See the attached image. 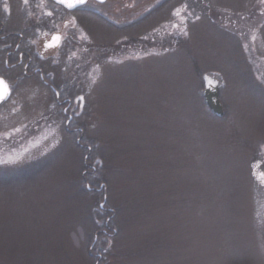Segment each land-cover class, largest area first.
I'll return each instance as SVG.
<instances>
[{"label": "rangeland", "instance_id": "374dc122", "mask_svg": "<svg viewBox=\"0 0 264 264\" xmlns=\"http://www.w3.org/2000/svg\"><path fill=\"white\" fill-rule=\"evenodd\" d=\"M87 7L53 77L88 148L34 80L0 107V264H264V0Z\"/></svg>", "mask_w": 264, "mask_h": 264}, {"label": "flooded vegetation", "instance_id": "af4514ba", "mask_svg": "<svg viewBox=\"0 0 264 264\" xmlns=\"http://www.w3.org/2000/svg\"><path fill=\"white\" fill-rule=\"evenodd\" d=\"M107 1L87 0L83 5L71 10L65 5L59 4L57 0H28V3H25L24 0H0V77H3L9 84L12 89L11 95L21 85L20 83L29 80H34L39 84L37 88L39 92L44 89L45 93L53 94L56 105L62 107L64 114L67 115V132L70 135L78 134L77 143L86 149L88 146L82 145V129L69 127L79 116L73 112L75 111L72 108L74 101L64 96L59 86L54 84L53 61L56 58L54 51H58L67 40L69 29L72 27L69 25L70 15L74 21L75 15L80 12L95 14L97 11L90 10L87 5L90 3L102 5ZM5 5L8 6L7 11ZM97 14L100 16V13ZM55 35L61 38L58 42L52 40ZM48 43H54L56 46L46 48L45 45ZM71 108L72 113L69 112ZM86 163L87 160H84V165ZM82 178L87 185L88 192L101 190L89 185L85 172H83ZM105 201V197H103L104 204L100 205V209L112 212V215L110 214L111 216L105 220V228L99 229L95 233L93 245L88 249L96 262H100L103 258V253L98 249H93L99 239V234H112L109 232L112 227L108 221L113 216V210L105 207ZM103 250L102 252H104Z\"/></svg>", "mask_w": 264, "mask_h": 264}, {"label": "water", "instance_id": "95a60500", "mask_svg": "<svg viewBox=\"0 0 264 264\" xmlns=\"http://www.w3.org/2000/svg\"><path fill=\"white\" fill-rule=\"evenodd\" d=\"M86 1L87 0H84V3H86ZM96 1L104 2L106 0H96ZM83 4H77L75 7L81 6ZM75 7L71 8V10L75 9ZM203 81H204V90L202 92V95L207 107L211 110V112L215 116L223 117L224 109L220 101V86L218 80L215 79L213 76L204 75ZM9 97L4 101H0V106L4 104L9 99Z\"/></svg>", "mask_w": 264, "mask_h": 264}, {"label": "snow or ice", "instance_id": "6c2138e0", "mask_svg": "<svg viewBox=\"0 0 264 264\" xmlns=\"http://www.w3.org/2000/svg\"><path fill=\"white\" fill-rule=\"evenodd\" d=\"M25 3H28V0H24ZM57 2L59 4L65 5L67 8L71 9L74 8L77 4H83L84 0H57ZM8 6L5 5V10L7 11ZM49 15H51V13H49ZM176 15L179 16L180 15V11L177 10ZM187 33L185 32V35ZM60 36L55 35L52 37V40L55 42H58L60 40ZM56 45L54 43H48L45 45L46 48H51V47H55ZM12 89L10 88L9 84L6 82V80L3 77H0V101H4L6 100L11 93ZM80 99L82 100L83 97H80ZM13 163L15 162V160L13 158H9L8 161H4L2 159H0V163ZM261 180H264V173L260 174L259 177Z\"/></svg>", "mask_w": 264, "mask_h": 264}]
</instances>
